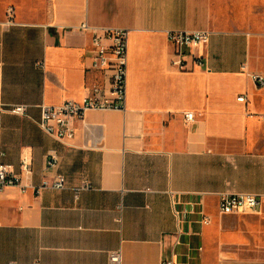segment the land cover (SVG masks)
<instances>
[{
	"label": "crops",
	"instance_id": "crops-1",
	"mask_svg": "<svg viewBox=\"0 0 264 264\" xmlns=\"http://www.w3.org/2000/svg\"><path fill=\"white\" fill-rule=\"evenodd\" d=\"M102 28L128 30L125 110H87L57 140L40 106L107 85L91 67ZM173 30L209 31L201 65H170ZM263 45L264 0H0V104L27 107L0 115V163L19 174L31 160L0 190V264H108L114 250L121 264H264V86L250 78L264 77ZM235 193L261 195L259 209L220 215Z\"/></svg>",
	"mask_w": 264,
	"mask_h": 264
},
{
	"label": "built area",
	"instance_id": "built-area-1",
	"mask_svg": "<svg viewBox=\"0 0 264 264\" xmlns=\"http://www.w3.org/2000/svg\"><path fill=\"white\" fill-rule=\"evenodd\" d=\"M15 13L13 6H8L5 10V20L1 23L4 28H9L15 24ZM83 30L90 28L84 23L80 26ZM209 31L197 30H173L167 31L166 37L174 49L173 58L170 65L180 71L185 70V56L192 58L193 62L201 65V56L192 53L193 49L205 48L209 42ZM127 37L128 30L124 28H102L91 31L90 45L92 48V69L107 73V85L94 83L89 88V94L85 95L81 101H65L55 106H40V118L38 126L46 133L57 140L67 141L74 136V122L80 121L87 110L103 111H124L126 101L127 85ZM41 66V64H39ZM253 83L264 86V77L258 74L250 75ZM244 96L237 98L239 102L244 101ZM25 105L4 106L0 104V115L7 113L16 116H27ZM186 122L191 123L194 115L186 112L183 115ZM47 167L55 165V158L51 157L46 161ZM31 173V160L28 156H23L19 163V174L14 171L10 164L0 163V190L6 187L20 186L21 175ZM65 179L57 176L50 184L54 189H62ZM46 182L35 188V193L47 187ZM262 202V196L253 193H235L221 195L217 201V211L220 215H232L242 213H255ZM185 212V210L183 211ZM193 212V211H192ZM180 211L174 210L176 218ZM207 222V219H203ZM108 264H121L120 250L108 253ZM160 264H175L172 259L163 260Z\"/></svg>",
	"mask_w": 264,
	"mask_h": 264
},
{
	"label": "rangeland",
	"instance_id": "rangeland-1",
	"mask_svg": "<svg viewBox=\"0 0 264 264\" xmlns=\"http://www.w3.org/2000/svg\"><path fill=\"white\" fill-rule=\"evenodd\" d=\"M243 1H245V0H243ZM263 56H264V45H263ZM263 112H264V110H263Z\"/></svg>",
	"mask_w": 264,
	"mask_h": 264
}]
</instances>
